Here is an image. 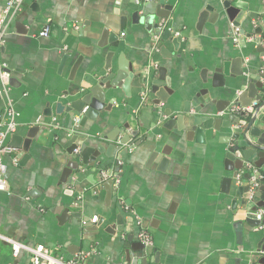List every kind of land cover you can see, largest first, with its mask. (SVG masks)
<instances>
[{
	"label": "crops",
	"instance_id": "1",
	"mask_svg": "<svg viewBox=\"0 0 264 264\" xmlns=\"http://www.w3.org/2000/svg\"><path fill=\"white\" fill-rule=\"evenodd\" d=\"M159 1L24 0L0 23V64L10 84L0 111L12 102L17 126L8 138L17 150L3 157L8 186L0 190V264H30L31 253L14 255L4 238L41 244L63 260L89 252L77 264H250L257 246L247 222L253 205L245 194L233 203L235 185L227 192L224 180L232 172L224 169L222 133L211 128L196 141L165 122L190 104L204 80L210 83L218 66L224 65V83L213 89L210 105L232 106L247 77H231L240 67L234 61L241 57L244 70L256 66V38L247 34L263 0H231L239 8L236 42L221 0ZM5 3L0 0V13ZM128 5L145 20L134 23ZM158 7L169 16L156 15ZM159 18L165 27L158 32ZM45 26L49 33L42 36ZM121 61L140 74L144 88L161 69L172 94L156 107L155 95L132 85L127 92L107 90L109 109L83 122L82 112L57 113L58 104L69 106L106 66L116 69ZM111 168L120 182L109 196L101 173ZM141 229L151 245L138 238ZM129 236L134 248L127 255Z\"/></svg>",
	"mask_w": 264,
	"mask_h": 264
},
{
	"label": "water",
	"instance_id": "2",
	"mask_svg": "<svg viewBox=\"0 0 264 264\" xmlns=\"http://www.w3.org/2000/svg\"><path fill=\"white\" fill-rule=\"evenodd\" d=\"M131 3V0H128ZM160 4L163 3L162 0L159 1ZM223 9L226 15L231 19L234 26L239 27V21L235 20V17L239 13V8L231 5V0H221ZM264 4V0H263ZM128 10H132V17L136 19L134 23H138L140 20H145L146 16L141 19L138 15V11L132 9L128 5ZM158 7L156 9V15L160 17H168L169 14H159ZM162 10V9H161ZM206 11L202 12L199 17V22L201 23L206 18ZM148 16L146 19H150ZM253 22V28L247 37H255V45L253 52L257 54V61L255 68L246 69L243 67L244 60L238 57L236 61L239 62L240 67L233 71L231 70V77H239L247 74L246 85L243 92H241L232 103V106L244 107L251 104L253 101H257L258 105L254 107L253 111H228L229 102L225 107H219L215 105L212 107L210 104H214L211 100V94L213 89L222 86L224 83V65L214 68L212 78L210 83L206 80L204 88H200L194 93L191 98L190 104L184 102L182 112L176 117L168 119L165 124L170 125L172 123H177L178 129L175 132H179L185 129L186 137H195L196 141H204L205 131L208 129H213L214 131L221 132L222 136L220 141L226 145L223 165L224 169L231 171L232 174L227 176L224 180V184L227 185V192L231 185H235V200L234 204L237 202V198L243 197V194L249 190L250 184L247 182L253 174L257 173L259 177L257 178V185L255 186L252 196L250 199H246L245 203H251L253 205L252 212L256 211L258 208H264V10L260 13H254L250 15ZM146 20V23H147ZM162 19L159 18V21ZM123 23L121 22V25ZM158 24V23H157ZM156 24V28H157ZM159 32V30L157 29ZM244 33V30H240ZM164 35H170V31L166 30L163 32ZM161 46V41L158 44ZM106 73L100 76V79L95 81L90 87L86 89L79 98L70 102L69 106L62 105L61 103L57 105V113H63L74 110L78 113L82 112V122L87 118L95 117L99 111L102 109L108 110L109 104L105 106L104 99L107 90H114L116 88H121L123 92H127V89L135 85L141 88L144 92L145 89L151 94L155 95V100L153 104L157 107L160 101H166L168 96L172 94L170 89V82L168 78H164L162 70L159 69L158 76H154L150 73L149 84L146 88L141 86L140 74L134 76L131 66L124 62H119L117 68L113 66H106ZM191 107L195 109L196 114L191 113ZM228 109L226 114L223 111ZM84 110V111H83ZM216 112H221L220 116H216ZM164 114L170 115V112L165 111ZM185 116H189L184 120ZM181 123V124H180ZM114 138H112L113 140ZM124 142V141H122ZM73 144L68 145L69 152L72 153L74 149ZM163 153V152H162ZM84 156V152L80 153ZM73 157L76 154L72 153ZM241 172L242 178L239 184L236 185L237 174ZM112 182L109 180L106 183V193H111ZM251 212V213H252ZM247 222L253 226V234L257 239L256 249L251 252L249 256L250 264H264V228H259L262 221L256 219H248ZM132 237L127 238V244L125 245L127 250L126 254H129V248H134L131 244ZM140 247L137 246L136 250L141 251L143 243H138Z\"/></svg>",
	"mask_w": 264,
	"mask_h": 264
},
{
	"label": "built area",
	"instance_id": "3",
	"mask_svg": "<svg viewBox=\"0 0 264 264\" xmlns=\"http://www.w3.org/2000/svg\"><path fill=\"white\" fill-rule=\"evenodd\" d=\"M24 0H6L5 6L0 13V23L4 20L5 15L10 11H19L23 6ZM165 27V21L161 20L158 23V30H163ZM49 33V26H45L40 35L46 36ZM239 36V28L234 26L233 28V40L236 42ZM0 96H2L9 89V74L6 70V64H0ZM258 105L257 101H253L251 104L239 107V106H231L228 111H253L254 107ZM16 123L14 120V110L12 107V102L8 101L5 103V108L3 111H0V190H7V179H6V165L3 162V157L7 154H11L17 150L16 147L12 146L8 142V138L16 132ZM78 149H74L75 152ZM15 161H17L15 159ZM121 164L120 161H116V166ZM111 168L109 171H103L101 173L102 182L106 180H110L114 186H117L120 182L119 170ZM242 173L239 172L237 174V181H241ZM259 175L257 173L253 174L247 182L250 184L249 190L245 194L246 199H250L252 196V192L257 185V178ZM253 218L259 221H262L259 225V228H264V208H258L256 211L251 213ZM97 216H92L91 221L95 222ZM137 224L140 225V220H137ZM138 238L146 245L152 244V239L150 235L144 230L141 229L138 232ZM7 240L12 247V253L17 255L21 249H26L31 253L30 264H77L81 259L86 258L89 255V252L81 251L76 253L71 259L63 260L62 258H56L49 254L48 250L41 244L35 247H28L25 244L20 242H16L9 238H4Z\"/></svg>",
	"mask_w": 264,
	"mask_h": 264
}]
</instances>
